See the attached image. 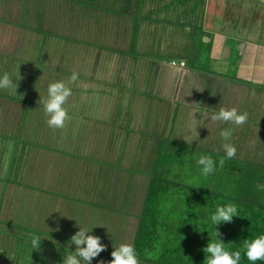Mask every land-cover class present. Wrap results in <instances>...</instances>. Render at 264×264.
Instances as JSON below:
<instances>
[{"label":"rangeland","instance_id":"obj_1","mask_svg":"<svg viewBox=\"0 0 264 264\" xmlns=\"http://www.w3.org/2000/svg\"><path fill=\"white\" fill-rule=\"evenodd\" d=\"M78 1L0 0V76L21 73L18 91L0 90V264H33L32 258L63 264L80 230L77 220L96 227L92 234L107 245L103 255L112 256L114 245L133 244L160 138L182 132L193 141L204 132L196 124L219 107L213 101L198 109L200 95L213 100L208 77L216 83L248 78L233 66L223 78L228 52L218 63L210 49L199 47L207 0L186 6L138 0L146 2L129 10L122 2L105 0L99 10L98 0ZM173 55H186L197 75L171 69ZM74 72L80 79L66 106L71 119L54 131L41 96L48 84L68 81ZM248 83L263 86L258 79ZM249 90L241 85L230 96L228 108L249 116L233 142L241 156L264 163V96L252 107ZM221 132L205 130L203 147L213 140V148L222 149ZM34 234L48 238L32 254Z\"/></svg>","mask_w":264,"mask_h":264},{"label":"trees","instance_id":"obj_2","mask_svg":"<svg viewBox=\"0 0 264 264\" xmlns=\"http://www.w3.org/2000/svg\"><path fill=\"white\" fill-rule=\"evenodd\" d=\"M110 1L128 4L126 10L130 9V4H145L146 2L138 0ZM98 2L101 4L97 9L105 10L101 6L105 0H98ZM123 10L124 13L125 9ZM25 28L27 29V27ZM34 30L43 31L42 29ZM136 44L137 42H133L131 48L135 49ZM185 56L180 55L179 58H176L173 55L169 57V65L173 66L174 62L178 64L184 62L183 69H191ZM173 67L182 69L179 66ZM239 79L242 78L234 80L239 84L246 85L250 89L248 94L250 95L252 92V96H254V98L250 97L253 99L251 106H261L260 99L264 96V87L260 85L252 87L249 83ZM209 90L213 100L200 95L204 104L202 102L203 105L198 106L199 110H206V107H209L208 104L213 101L219 107L224 102V106L228 108L231 103L230 96L233 95L230 91L229 93H216L213 90V85L209 87ZM215 109V107L211 109L212 114ZM200 124L201 122L197 123L196 128ZM201 128L203 127H198V131ZM224 128L225 125L221 122L214 127L209 125L207 129L213 130L216 135L218 130L223 131ZM207 129L204 127V132L200 134V142H195L194 146L188 145L187 140L191 142L190 138L184 139L182 132L176 137L170 135L160 138L156 147L158 151L155 149V169L149 175L142 213L136 216L139 224L133 244L140 255L141 264H206L207 255L204 249L210 243L211 234L209 232L217 231L215 226L209 224L208 214L221 203L233 202L238 204L241 209V217H236L234 222L221 225L219 228L221 238L225 243L235 248H241L243 242L248 238L254 239L258 235H264V191L258 189V185H264V163L257 162L251 157H243L238 151L236 159L229 161L223 170H218L217 174L212 177L204 178L196 167L199 157L202 154L216 156L219 151L220 155L216 157L219 160L224 155L222 149L213 148L218 144L213 140L209 144L211 147H203L204 142L207 143L203 135ZM169 131L170 133L167 132L169 134L175 133L174 129ZM197 135L199 136V134ZM215 135L206 134V136H211V139ZM200 231L205 232L201 233ZM47 234L52 235L50 232ZM102 257H110L111 260L108 261L111 264L112 256L101 254L97 260L100 261ZM34 259L32 258L30 263H37V260ZM21 264L26 263L22 262ZM243 264H248L246 259Z\"/></svg>","mask_w":264,"mask_h":264},{"label":"clouds","instance_id":"obj_3","mask_svg":"<svg viewBox=\"0 0 264 264\" xmlns=\"http://www.w3.org/2000/svg\"><path fill=\"white\" fill-rule=\"evenodd\" d=\"M20 76L21 73L15 78L7 73L0 76V90L18 91ZM79 79L80 76L77 72H74L68 81L58 79L56 82L48 84L47 96H41L40 101L43 103L46 122L54 131L64 129L67 122L71 119L66 106L73 96L71 85L76 84ZM202 115L203 119L200 120L201 124L198 127H207L206 122H222L226 125L220 133L224 155L217 160L216 157L220 155L219 151L216 156L202 154L196 161V167L199 169L200 175L204 178H209L216 175L218 170H223L229 161L236 159L238 147L233 142L234 135L237 128L247 124L249 116L246 112L241 113L237 108H227L224 106V102L218 109H215L214 114L210 116ZM198 127L197 132H199ZM197 141L200 142V135L191 142L187 140V143L191 146ZM258 189L264 191V185H258ZM236 217H241V209L238 204L233 202L218 204L214 211L209 212V224L215 226L217 231L215 233L208 231L211 234V239L208 246L204 249L207 255L206 264H243L245 259L248 264H264V235H258L254 239L248 238L243 242L241 248L230 246L221 238L220 226L234 222ZM77 221L80 230L69 241L68 248H71V252L64 253L63 264H93V261L107 250V245L103 243L101 237L92 234L96 227H85L79 220ZM109 232L112 234L110 230ZM200 232L203 233L205 231ZM45 238L48 237H42L39 234L31 236L32 254L34 251L41 250V245ZM73 245L75 246V251H72ZM114 247L115 251L112 253L111 264H141L140 255L134 244L124 242L118 246L114 245ZM100 264H104V262L101 261Z\"/></svg>","mask_w":264,"mask_h":264},{"label":"crops","instance_id":"obj_4","mask_svg":"<svg viewBox=\"0 0 264 264\" xmlns=\"http://www.w3.org/2000/svg\"><path fill=\"white\" fill-rule=\"evenodd\" d=\"M205 3L207 10L203 16V33H200L204 43L199 47H203V50L206 51L210 49L214 60H219L225 56V51L228 52L229 58H225L226 62L224 67L220 68L219 74H224V71L229 72L233 66L235 70L248 74L247 79L241 77L240 81L248 83L258 79L263 81L264 87V0H207ZM166 4H184L186 6V4L204 3L191 0H166ZM260 52L263 57L259 61L257 56ZM233 58H236L237 64H227L228 61L232 62ZM169 67L175 69L171 65ZM177 70L184 71L185 76L188 73L192 76L197 75L192 69ZM214 71L218 72L219 70L217 68ZM233 78L231 80L219 79V82L216 83L213 77H208L206 81H208L209 87L214 84L213 90L216 93L230 91L233 94L239 86L246 87L234 80L238 78ZM206 81L202 80L204 83Z\"/></svg>","mask_w":264,"mask_h":264},{"label":"built area","instance_id":"obj_5","mask_svg":"<svg viewBox=\"0 0 264 264\" xmlns=\"http://www.w3.org/2000/svg\"><path fill=\"white\" fill-rule=\"evenodd\" d=\"M173 66H179V67L183 68L185 66V63L183 62L181 64H178L177 62H174Z\"/></svg>","mask_w":264,"mask_h":264}]
</instances>
